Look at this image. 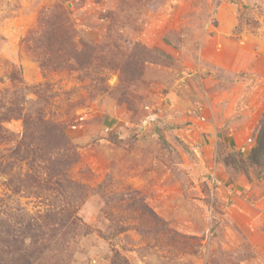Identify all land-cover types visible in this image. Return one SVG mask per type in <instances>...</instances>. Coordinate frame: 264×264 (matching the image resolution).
Wrapping results in <instances>:
<instances>
[{
    "label": "rangeland",
    "instance_id": "rangeland-1",
    "mask_svg": "<svg viewBox=\"0 0 264 264\" xmlns=\"http://www.w3.org/2000/svg\"><path fill=\"white\" fill-rule=\"evenodd\" d=\"M261 121L264 0H0V264H264Z\"/></svg>",
    "mask_w": 264,
    "mask_h": 264
},
{
    "label": "trees",
    "instance_id": "trees-1",
    "mask_svg": "<svg viewBox=\"0 0 264 264\" xmlns=\"http://www.w3.org/2000/svg\"><path fill=\"white\" fill-rule=\"evenodd\" d=\"M72 24L70 19V13L66 6L61 3L56 6H54L52 9L48 8L43 11L40 19V31L42 36H39V40H37V37H28L25 39V41L28 43L27 46L29 49H32L34 53H38L39 55L42 54H48L52 52H66L69 47H71V43L68 40L67 36L69 33L72 32ZM71 36V35H70ZM40 39H45V41H41ZM33 41V44L29 46V43ZM40 50L44 51H51V52H41ZM68 54V53H67ZM66 54V55H67ZM62 53L58 56H55L51 61L48 60V58L43 55L38 56V61L40 62V66L42 70L45 72L52 67H55V69L61 68L63 65L61 63V58H64ZM75 58V57H73ZM65 66H63L64 68ZM11 111H9V114L7 113L5 116H3V120H9L12 115H10ZM261 124H264V121L260 122ZM262 146V135L258 137V145L253 151V154L250 156L251 160H255V157H257V154L260 152Z\"/></svg>",
    "mask_w": 264,
    "mask_h": 264
}]
</instances>
